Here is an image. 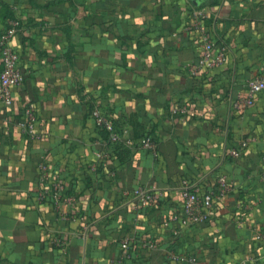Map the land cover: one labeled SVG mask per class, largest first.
I'll use <instances>...</instances> for the list:
<instances>
[{
  "label": "crops",
  "instance_id": "0c3cea01",
  "mask_svg": "<svg viewBox=\"0 0 264 264\" xmlns=\"http://www.w3.org/2000/svg\"><path fill=\"white\" fill-rule=\"evenodd\" d=\"M201 23L227 52L208 70ZM5 34L23 80L0 104V264H264V89L244 102L264 0H0ZM222 180L209 218L184 224L183 187Z\"/></svg>",
  "mask_w": 264,
  "mask_h": 264
},
{
  "label": "built area",
  "instance_id": "2783aa9c",
  "mask_svg": "<svg viewBox=\"0 0 264 264\" xmlns=\"http://www.w3.org/2000/svg\"><path fill=\"white\" fill-rule=\"evenodd\" d=\"M202 56L198 66L211 69L225 62L226 49H216V42L212 33L201 23ZM23 80V74L19 67V54L10 45V34L0 36V104L11 105L13 103V89ZM249 88L245 99L246 104H252L257 93L264 89V76L257 77L247 82ZM240 101L235 102L238 105ZM92 115L95 118L97 128H105L110 131L111 140L119 142L123 140L122 130L115 120L102 110L99 104L92 107ZM23 133L30 137H38L36 130V114L32 106L24 108L19 121ZM144 146L153 150L156 154V142L150 136L145 139ZM229 185L222 180L216 190L202 193L199 188L186 184L183 187L184 207L181 211V220L186 225L201 224L206 221L213 206L226 195ZM135 198L145 204H153L157 197L149 189L139 187L133 192Z\"/></svg>",
  "mask_w": 264,
  "mask_h": 264
},
{
  "label": "trees",
  "instance_id": "16d2710c",
  "mask_svg": "<svg viewBox=\"0 0 264 264\" xmlns=\"http://www.w3.org/2000/svg\"><path fill=\"white\" fill-rule=\"evenodd\" d=\"M103 129V128H102ZM118 143V142H117Z\"/></svg>",
  "mask_w": 264,
  "mask_h": 264
}]
</instances>
